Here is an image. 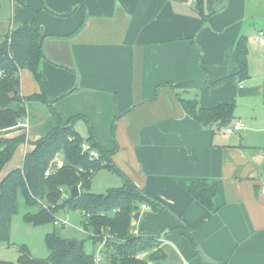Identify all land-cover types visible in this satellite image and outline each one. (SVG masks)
Wrapping results in <instances>:
<instances>
[{
  "label": "crops",
  "instance_id": "0c3cea01",
  "mask_svg": "<svg viewBox=\"0 0 264 264\" xmlns=\"http://www.w3.org/2000/svg\"><path fill=\"white\" fill-rule=\"evenodd\" d=\"M31 1L27 19L0 28V35L37 18L45 37L40 70L47 100L64 122L77 116L75 126L86 121L113 165L157 200L156 208L140 206L133 226L136 235L159 241L161 264H264V154L256 155L243 141L240 115L234 113V123L243 128L228 135L203 126L182 106V100H197L202 109L233 104L237 87L262 101L264 86L251 91L236 80L228 86L180 87L240 74L241 38L252 59L251 75L263 84L264 64L255 65L254 56L264 53L258 42L264 0H202L205 19L198 0ZM20 92L41 93L29 71L21 73ZM37 103L27 104L20 122L28 128L6 137L25 134L36 142L56 127L49 105L40 103L51 114L43 133L36 134L29 111ZM19 150L25 157L32 147L25 143ZM196 180L218 183L215 212L181 185Z\"/></svg>",
  "mask_w": 264,
  "mask_h": 264
},
{
  "label": "trees",
  "instance_id": "16d2710c",
  "mask_svg": "<svg viewBox=\"0 0 264 264\" xmlns=\"http://www.w3.org/2000/svg\"><path fill=\"white\" fill-rule=\"evenodd\" d=\"M18 1L28 8L26 0ZM201 2L198 0V8L202 19H205ZM44 39L36 27V20L0 35V132L18 130V124L26 117L29 102L49 105L57 121L56 127L36 142H28L25 134L16 137L0 134V247L11 244L12 223L19 214L20 200H23L27 208L34 209L24 215L27 224L35 228L47 225L53 227L45 235L49 254L45 259H38L33 257L29 248L22 245L18 247L17 263L0 260V264H161L165 254L160 249L159 241L152 236L131 233L134 228L133 216L139 212L140 206L156 208L157 200L138 188L113 165L111 153L96 139L92 128H89L87 138L81 136L75 129V122L81 119L80 116L64 122L54 110L46 98L40 70L45 59ZM237 59L240 66L237 76L208 84L187 82L180 87L203 89L207 86H228L236 80L249 78L245 38H241L238 43ZM24 71L33 74L41 87L40 94L29 97L21 95V73ZM182 106L197 122L206 127L216 126L219 131L234 121L233 104L202 109L197 100H182ZM25 143L32 150L25 154L22 166L3 175L18 148ZM84 143L90 146L89 151L84 152ZM91 150L97 152L98 159L90 156ZM60 154L64 158V165L59 168L56 163ZM48 170L49 176L46 175ZM101 170L118 174L124 181L123 186L108 189L102 195L92 193L93 176ZM181 185L206 209L216 211L215 198L219 194L217 182L196 180L190 184L181 182ZM73 187L80 190L77 197L71 194ZM64 210L90 215L88 219L83 218L82 226L83 229L90 227L95 232L91 238L94 248L104 244L100 252L104 259L101 263L95 262L96 253L88 252L84 241L75 240L76 244L69 247V240L58 235L54 222L58 213ZM191 243L194 246L196 244L193 237ZM152 250L156 251L149 256V260L142 258Z\"/></svg>",
  "mask_w": 264,
  "mask_h": 264
},
{
  "label": "rangeland",
  "instance_id": "374dc122",
  "mask_svg": "<svg viewBox=\"0 0 264 264\" xmlns=\"http://www.w3.org/2000/svg\"><path fill=\"white\" fill-rule=\"evenodd\" d=\"M26 3L29 4V0H26ZM32 5V1L30 0ZM25 8V9H24ZM27 8L22 6L17 0H0V23L2 24L0 28L5 31L8 28L10 23H14L15 26H18L20 23H23L25 19L28 17ZM36 20L35 17L32 22L25 23L24 25H30ZM255 65L256 64H264V53H255ZM251 64L252 59H248V75L249 78L242 79L239 84H242L246 88H251L252 90H256V88H262V80L261 77L252 76L251 73ZM231 99L233 105L235 106L236 115H240L241 119L245 121V130L241 133L243 137V141L251 146L252 151L256 155L264 154V97H262L259 101L256 100L255 95L243 94L241 91L236 90L232 91ZM39 105L34 106L29 111V117L31 118V126L36 127L39 135L43 133L42 131L48 125V116L51 114L47 106L37 103ZM234 124V121L229 124L231 126ZM89 124L86 121H78L76 123L75 129L81 134L82 137L87 138L89 135ZM225 128H222L220 131L224 133ZM41 131V132H40ZM13 132V131H12ZM7 132H0V134L6 136ZM11 133V132H10ZM10 133H7L10 134ZM240 133H237L236 136L239 137ZM235 136V137H236ZM23 152L21 150L17 151L13 157L12 163L8 165V167L3 172V175L9 173V171L13 170L17 165L22 166L23 164ZM57 160H61L64 164V158L61 155L58 156ZM20 168V167H19ZM17 169V168H15ZM93 180V188L91 187V192L97 195L106 194L108 189L121 187L124 184L123 179L118 176L116 173L108 170H101L94 175ZM33 212L34 209H29L25 206L23 200H20V211L17 216H15L12 223V237L11 244L4 245L0 247V260L17 263L19 257L18 247L25 245L31 251L33 257L38 259H45L48 256V250L45 244V235L52 231V226H43V227H33L27 224L24 221V215L28 212ZM58 217L66 218L68 217L71 226L65 228H56V232L61 237L71 240L84 241L85 248L88 252L93 250H97L101 247V252L103 250L104 244L97 245V247H93L91 238L94 236L95 232L92 228L84 229V232L80 231L79 228H83L82 220L83 217L79 211H60L58 213ZM132 234L135 233L133 228ZM156 250H152L149 253H146L142 256L143 259L149 260V256L153 254ZM96 254L98 252H95ZM159 256V255H158ZM157 256V257H158ZM152 262V261H150ZM157 262V261H156Z\"/></svg>",
  "mask_w": 264,
  "mask_h": 264
},
{
  "label": "built area",
  "instance_id": "2783aa9c",
  "mask_svg": "<svg viewBox=\"0 0 264 264\" xmlns=\"http://www.w3.org/2000/svg\"><path fill=\"white\" fill-rule=\"evenodd\" d=\"M258 42L259 44L261 45H264V32H261L260 33V36L258 37ZM28 123H19L17 127H22V128H28ZM243 128V124L238 121V122H235L234 124H232L231 126H228L225 128L224 130V133L225 134H228V135H232L234 134L235 132H238V131H241V129ZM83 150L84 152L85 151H89L90 150V146L87 144V143H84L83 144ZM90 156L93 158V159H98V154L96 151L94 150H91L90 151ZM64 164L61 160H57V163H56V166L57 167H62ZM46 175L49 176L50 175V171L48 170L46 172ZM262 193L264 194V189L262 190ZM143 208H145V206H143ZM83 215V218L85 219H88L90 215L88 214H85V213H82ZM54 225L57 227V228H65V227H68V226H71V223L68 219V217L66 218H62V217H57L55 222H54ZM80 231L84 232V229L83 228H79ZM104 259L102 258L101 256V253L98 252L96 255H95V262L96 263H101Z\"/></svg>",
  "mask_w": 264,
  "mask_h": 264
},
{
  "label": "water",
  "instance_id": "95a60500",
  "mask_svg": "<svg viewBox=\"0 0 264 264\" xmlns=\"http://www.w3.org/2000/svg\"><path fill=\"white\" fill-rule=\"evenodd\" d=\"M263 171H264V166H263ZM71 194H72L73 197H77L80 194L79 188L78 187H73L72 190H71ZM139 218H140V212H137L133 216V221L134 222H138ZM75 244H76L75 240H71V241L68 242V246L69 247H72Z\"/></svg>",
  "mask_w": 264,
  "mask_h": 264
}]
</instances>
